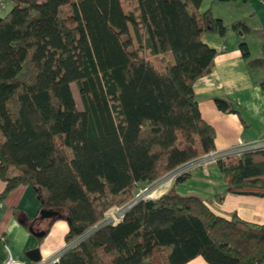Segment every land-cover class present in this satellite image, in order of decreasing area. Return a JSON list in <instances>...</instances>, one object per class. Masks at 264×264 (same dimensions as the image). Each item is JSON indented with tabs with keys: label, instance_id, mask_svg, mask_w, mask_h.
Listing matches in <instances>:
<instances>
[{
	"label": "trees",
	"instance_id": "16d2710c",
	"mask_svg": "<svg viewBox=\"0 0 264 264\" xmlns=\"http://www.w3.org/2000/svg\"><path fill=\"white\" fill-rule=\"evenodd\" d=\"M6 1L0 198L29 185L40 209L56 212L37 219L66 222L63 239L72 244L54 264H184L195 256L207 264H264V221L219 217L199 197L173 188L99 225L140 185L214 150V128L192 90L215 55L202 36L255 30L241 20L222 23L209 8L199 9L202 0ZM239 49L249 67L264 66V55L249 59L244 42ZM258 86L264 98V79ZM214 101L238 112L226 99ZM222 169L227 191L264 197V149L227 157ZM13 213L33 232L27 218Z\"/></svg>",
	"mask_w": 264,
	"mask_h": 264
},
{
	"label": "crops",
	"instance_id": "0c3cea01",
	"mask_svg": "<svg viewBox=\"0 0 264 264\" xmlns=\"http://www.w3.org/2000/svg\"><path fill=\"white\" fill-rule=\"evenodd\" d=\"M221 2L220 5L228 4L234 12L227 11L215 17L224 24L241 20L255 32L241 35L229 29L223 35L202 36V42L212 48L215 55L210 71L193 82L192 90L202 119L214 128V150L230 146L238 138L244 141L264 138V98L258 86L264 79V66L249 67L239 49L240 42H244L249 59L264 55V0ZM205 8L206 4L199 7L200 10ZM214 98L226 99L238 112L218 109ZM225 159L191 169L174 181L164 174L149 184V198H157L173 188L178 194L199 197L219 217L229 219L234 215L247 223L261 224L264 221V197L227 191V179L222 169ZM3 187L4 182L0 180V193ZM13 210L30 221L33 231L46 229V232L36 237L17 220ZM39 210L40 203L29 185H17L0 198V264L6 256V248L17 261L28 264L31 261L25 257V252L30 249L37 248L40 259H49L68 247L69 243L63 239L66 222L37 219ZM184 264L207 263L201 256H195Z\"/></svg>",
	"mask_w": 264,
	"mask_h": 264
},
{
	"label": "built area",
	"instance_id": "2783aa9c",
	"mask_svg": "<svg viewBox=\"0 0 264 264\" xmlns=\"http://www.w3.org/2000/svg\"><path fill=\"white\" fill-rule=\"evenodd\" d=\"M5 8L4 0H0V10ZM264 149V138L252 141H244L242 139H236L235 143L227 146L223 149H216L212 150L206 154L201 156L195 157L189 161H186L174 169L166 173V178L168 180L174 181L177 177L182 176L188 173L191 169L205 166L208 163H214L225 159L230 156L239 157L240 155L247 153V152H254L257 150ZM151 195V188L148 185H144L141 189L134 193L133 198L124 204L121 207H113L105 214V220L103 223H99V225L106 224V223H114L119 220L124 213L125 210L130 208L135 202L141 199H149ZM97 225V226H99ZM97 226H94L91 230L95 229ZM72 243L68 244L70 246ZM59 255L53 256L49 259H40L36 262H30L28 264H54ZM2 264H23L17 261L10 253V251L6 248V256L2 262Z\"/></svg>",
	"mask_w": 264,
	"mask_h": 264
},
{
	"label": "rangeland",
	"instance_id": "374dc122",
	"mask_svg": "<svg viewBox=\"0 0 264 264\" xmlns=\"http://www.w3.org/2000/svg\"><path fill=\"white\" fill-rule=\"evenodd\" d=\"M220 1L219 0H203V2L201 3V6H203V4L204 5L206 4V8L208 7L211 10L212 14H214V16L215 15L217 16L219 14L224 15V14H226L227 11H231L232 10L230 6H227L228 4H221L220 5L219 4ZM4 2H5V8L3 10H0V15L4 14L10 8V4L6 0H4ZM224 2L225 1H223L221 3H224ZM122 11L124 13H126L128 10L124 6H122ZM232 12H234V11L232 10ZM127 30H128V35H129V37L131 39V48L135 49L138 46V44H137V41H136L135 36L133 34V31L131 29V26L129 24H127ZM146 59L152 60V57L148 56V57H146ZM153 64L154 65L156 64L155 60H153ZM70 90H71V94H72L74 103H75L76 107L80 110L81 109V104H80L78 93H77V90L75 88L74 83H70ZM142 187L143 186H141V185L139 187H137V189H135L134 193L137 192ZM105 220H107V219L104 217L102 219L101 223H103Z\"/></svg>",
	"mask_w": 264,
	"mask_h": 264
},
{
	"label": "water",
	"instance_id": "95a60500",
	"mask_svg": "<svg viewBox=\"0 0 264 264\" xmlns=\"http://www.w3.org/2000/svg\"><path fill=\"white\" fill-rule=\"evenodd\" d=\"M55 214H56V212L53 210H42V209H40L38 211V215L40 218H50V217L54 216ZM31 233L33 235H35L36 237L43 235V231H37V232L33 231ZM25 257L31 262H36V261L40 260V256H39V252H38L37 248H33V249L26 251Z\"/></svg>",
	"mask_w": 264,
	"mask_h": 264
}]
</instances>
